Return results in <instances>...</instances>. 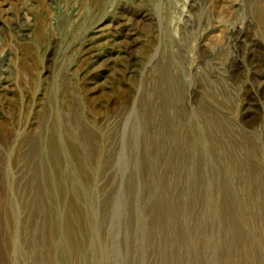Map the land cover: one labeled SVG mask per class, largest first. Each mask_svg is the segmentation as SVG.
Returning <instances> with one entry per match:
<instances>
[{
	"label": "rangeland",
	"instance_id": "obj_1",
	"mask_svg": "<svg viewBox=\"0 0 264 264\" xmlns=\"http://www.w3.org/2000/svg\"><path fill=\"white\" fill-rule=\"evenodd\" d=\"M0 264H264V0H0Z\"/></svg>",
	"mask_w": 264,
	"mask_h": 264
},
{
	"label": "bare ground",
	"instance_id": "obj_2",
	"mask_svg": "<svg viewBox=\"0 0 264 264\" xmlns=\"http://www.w3.org/2000/svg\"><path fill=\"white\" fill-rule=\"evenodd\" d=\"M96 6V5H95ZM196 6V5H195ZM194 6V7H195ZM98 8V7H97ZM196 8V7H195ZM196 10H197V8H196ZM195 11V10H194ZM137 13V12H136ZM141 14V13H140ZM150 19V18H149ZM129 21V20H128ZM189 21V20H188ZM187 21V22H188ZM131 22V21H130ZM130 22H128V23H130ZM138 22V21H137ZM141 22V21H140ZM190 23V22H189ZM134 25V24H133ZM187 25H188V23H187ZM40 26H42V25H40ZM114 26V25H113ZM133 27V26H132ZM40 28V27H39ZM156 29V28H155ZM39 30V29H38ZM42 30V29H41ZM38 33H40V32H38ZM128 33H130V32H128ZM129 35V34H128ZM24 36H26V34L25 33H23V37ZM132 46V45H131ZM130 48V47H129ZM127 51V50H126ZM131 61H133V60H131ZM166 63H167V61H166ZM171 63V62H170ZM157 65V64H156ZM162 65V64H161ZM134 66V65H133ZM160 67V66H159ZM138 68V67H137ZM163 68V67H162ZM165 68V67H164ZM132 69V68H131ZM167 69H170L169 68V66H167L166 67V70ZM160 71V70H159ZM167 72V71H166ZM66 74V73H65ZM170 76V75H169ZM171 78V81H169L168 80V82H167V84L166 85H168V87L166 88V91H167V93L169 94V97H170V100H172V101H175L176 99H178V97H180L182 94L181 93H183V87H182V82H180L179 80H177L176 78H173V77H170ZM152 80V79H151ZM161 90V89H160ZM195 90V89H194ZM196 93V92H195ZM185 95V94H184ZM183 97V96H182ZM165 98V97H164ZM169 99V98H168ZM147 101V100H146ZM161 102V101H160ZM167 105H168V100L166 101L165 100V104H164V107L162 106V109L164 110V111H166V107H167ZM151 111V110H150ZM164 115V114H163ZM196 172V171H195Z\"/></svg>",
	"mask_w": 264,
	"mask_h": 264
}]
</instances>
